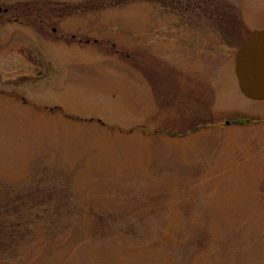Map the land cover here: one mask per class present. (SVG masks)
Wrapping results in <instances>:
<instances>
[{"label": "rangeland", "instance_id": "374dc122", "mask_svg": "<svg viewBox=\"0 0 264 264\" xmlns=\"http://www.w3.org/2000/svg\"><path fill=\"white\" fill-rule=\"evenodd\" d=\"M0 10V264H264V101L234 72L264 0ZM198 89L244 120L186 135Z\"/></svg>", "mask_w": 264, "mask_h": 264}, {"label": "water", "instance_id": "95a60500", "mask_svg": "<svg viewBox=\"0 0 264 264\" xmlns=\"http://www.w3.org/2000/svg\"><path fill=\"white\" fill-rule=\"evenodd\" d=\"M234 72L242 94L264 101V27L252 30L237 49Z\"/></svg>", "mask_w": 264, "mask_h": 264}, {"label": "flooded vegetation", "instance_id": "af4514ba", "mask_svg": "<svg viewBox=\"0 0 264 264\" xmlns=\"http://www.w3.org/2000/svg\"><path fill=\"white\" fill-rule=\"evenodd\" d=\"M195 94L198 95L197 97L198 99H196ZM191 95H193V99L195 100L193 101V103H190V102L188 103V107L190 108V111H189L190 117L188 120V123H189L188 128L187 130H185V134L187 133L186 135L188 134L195 135L196 133L202 131L201 129H215L217 131L219 130L222 131L226 128L233 127L236 124H240L241 121L244 120V116L238 115L236 111L230 112V114H222L220 116H217L215 113H211V114L207 113V111L205 112V110L208 109L206 105L207 99L202 98L200 94V90L198 89L197 92H192ZM199 104L201 105L202 107L201 110L203 112L198 111ZM245 121L250 122L248 118H245ZM179 134H184V132H181ZM178 136H183V135H178Z\"/></svg>", "mask_w": 264, "mask_h": 264}, {"label": "trees", "instance_id": "16d2710c", "mask_svg": "<svg viewBox=\"0 0 264 264\" xmlns=\"http://www.w3.org/2000/svg\"><path fill=\"white\" fill-rule=\"evenodd\" d=\"M246 39V38H245ZM244 43V42H243ZM243 45V44H242Z\"/></svg>", "mask_w": 264, "mask_h": 264}]
</instances>
